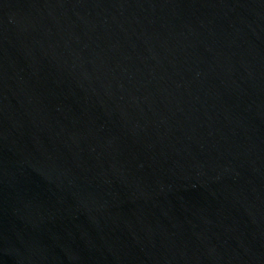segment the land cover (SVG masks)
Here are the masks:
<instances>
[{"label": "water", "instance_id": "water-1", "mask_svg": "<svg viewBox=\"0 0 264 264\" xmlns=\"http://www.w3.org/2000/svg\"><path fill=\"white\" fill-rule=\"evenodd\" d=\"M0 264H264V0H0Z\"/></svg>", "mask_w": 264, "mask_h": 264}]
</instances>
